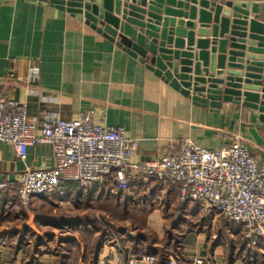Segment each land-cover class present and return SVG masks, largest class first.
<instances>
[{
    "label": "crops",
    "instance_id": "obj_1",
    "mask_svg": "<svg viewBox=\"0 0 264 264\" xmlns=\"http://www.w3.org/2000/svg\"><path fill=\"white\" fill-rule=\"evenodd\" d=\"M252 4L258 14L252 9L250 15L264 21V0ZM0 93L24 104L27 119L37 125L49 116L76 120L93 111L96 123L123 127L137 140L136 162L178 154L187 139L214 150L229 147L239 136L264 166V123L251 109L194 104L117 41L51 5L0 0ZM55 164L49 145L29 147L21 161L12 146L0 143V183L7 182L0 189V264H81L88 258L93 264H130L131 259L148 264L149 254L157 256L155 264H197L195 259L264 264L263 240L249 246L239 225L240 235H235L229 222L214 219L205 207L180 202L174 186L143 175L134 179L130 193L121 192L109 176L88 189L63 182L51 196L21 207L16 198L20 174ZM101 202L120 209V222L108 221L106 240L96 234L92 241L81 238L69 221L62 226L55 220L62 214L67 220L86 215L84 207ZM91 242L92 255L86 256Z\"/></svg>",
    "mask_w": 264,
    "mask_h": 264
},
{
    "label": "built area",
    "instance_id": "obj_2",
    "mask_svg": "<svg viewBox=\"0 0 264 264\" xmlns=\"http://www.w3.org/2000/svg\"><path fill=\"white\" fill-rule=\"evenodd\" d=\"M0 143L12 146L21 161L31 146L52 148L54 167L26 169L19 176L16 198L25 209L54 194L63 182L88 189L112 176L121 192L130 193L134 179L143 175L174 186L180 202L196 203L239 225L249 246L264 241V166L239 136L229 147L214 150L187 139L178 154L136 162L137 140L128 137L123 127L96 123L93 111L76 120L49 116L37 125L27 119L24 104L0 93ZM6 186L7 182L0 183V189ZM146 261L155 264L157 256L149 254Z\"/></svg>",
    "mask_w": 264,
    "mask_h": 264
},
{
    "label": "water",
    "instance_id": "obj_3",
    "mask_svg": "<svg viewBox=\"0 0 264 264\" xmlns=\"http://www.w3.org/2000/svg\"><path fill=\"white\" fill-rule=\"evenodd\" d=\"M29 1L57 7L117 41L194 104L243 105L264 123V21L250 15L258 14L252 1L259 0Z\"/></svg>",
    "mask_w": 264,
    "mask_h": 264
},
{
    "label": "rangeland",
    "instance_id": "obj_4",
    "mask_svg": "<svg viewBox=\"0 0 264 264\" xmlns=\"http://www.w3.org/2000/svg\"><path fill=\"white\" fill-rule=\"evenodd\" d=\"M102 204H100L101 206H96V207H84L85 210H86V215H90V217L92 218H97V216H99V224L100 225H90L89 226V230L92 229V232H85V231H78V233H76L79 237L81 238H84L86 237L87 239H90V241H92V237H94V234H96L97 236H100L102 235V232H101V229H105L107 232H108V235L109 236L110 232H109V225H108V221H113L114 223L117 222H120V216L118 214H120L119 210L117 207H114L113 204H107V202H101ZM111 208V209H110ZM96 215V216H95ZM126 216H132V213L131 212H128L125 214ZM135 215H133L132 217L134 218ZM214 219H219V220H222L223 218L222 217H217L214 215ZM224 220V219H223ZM231 223H228V228L230 229V231H232L233 234L235 235H240V228L237 227V225H230ZM146 231H150L151 229H145ZM96 231V232H95ZM143 233H145V231H142ZM151 232V231H150ZM109 239V238H108ZM89 241V240H88ZM91 243H88L87 246H88V249L86 250V256H90L92 255V249L91 248ZM88 258V257H87ZM84 264H93V259L92 258H88L87 260H85V263Z\"/></svg>",
    "mask_w": 264,
    "mask_h": 264
},
{
    "label": "trees",
    "instance_id": "obj_5",
    "mask_svg": "<svg viewBox=\"0 0 264 264\" xmlns=\"http://www.w3.org/2000/svg\"><path fill=\"white\" fill-rule=\"evenodd\" d=\"M66 218H68V216H66L65 214H62L61 216L60 215L57 216L55 220L61 221L60 222L61 225L69 221L68 223L71 224L72 230H81V231L83 230L85 232H92V229L89 230L90 225L92 224L100 225L101 224V223L99 224L100 222L99 219H96V217L92 218L88 215H83L79 217L76 216L74 218L71 217L69 220H67ZM101 232H102V240H106V238L108 237L107 236L108 232L104 228L101 229ZM85 255H87L86 251H85ZM84 263H85V260L81 264H84Z\"/></svg>",
    "mask_w": 264,
    "mask_h": 264
}]
</instances>
